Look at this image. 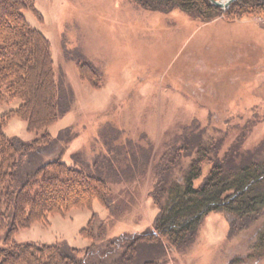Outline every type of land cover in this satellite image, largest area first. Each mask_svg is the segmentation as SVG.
Masks as SVG:
<instances>
[{"label": "rangeland", "instance_id": "374dc122", "mask_svg": "<svg viewBox=\"0 0 264 264\" xmlns=\"http://www.w3.org/2000/svg\"><path fill=\"white\" fill-rule=\"evenodd\" d=\"M34 7L36 13L23 15L51 44L59 120L30 132L14 118L4 134L26 145L41 142L23 157L22 176L60 162L104 180L110 208L95 201L91 209L51 216L20 230L15 244L59 245L82 258L93 245L82 232L94 219L105 226L106 239L153 230L160 211L149 197L154 168L176 137L181 146V136L199 124L205 137L216 138L217 130L222 134L250 120L261 123L252 127L248 143L258 146L264 139V14L229 18L228 9H221L222 16L204 23L179 9L149 11L133 0H34ZM83 65L97 75L85 69L83 78ZM19 103L0 104V115ZM194 157L184 155L174 176ZM208 173L206 166L196 189ZM230 232V217L212 213L191 249L152 256L143 247L141 263L264 264L253 257L245 261L248 247L264 232V215ZM6 235H0V248Z\"/></svg>", "mask_w": 264, "mask_h": 264}, {"label": "trees", "instance_id": "16d2710c", "mask_svg": "<svg viewBox=\"0 0 264 264\" xmlns=\"http://www.w3.org/2000/svg\"><path fill=\"white\" fill-rule=\"evenodd\" d=\"M133 1L149 11L179 9L204 23L224 13L209 0ZM25 10L36 13L34 0H0V104L20 100L17 110L0 115V235L7 234L6 247L0 248V264H142V251L138 250L143 247L152 256H160L165 249L175 254L191 249L204 219L212 213L225 212L230 217L231 235L264 215V139L258 146L248 143L252 127L261 121L248 120L222 134L217 130L216 138L205 137V129L197 124V129L181 136V146L176 145L178 137L174 139L154 168L155 183L149 197L160 211L153 230L106 239L105 226H97L94 219L82 232L93 241L82 258L59 245L15 244L14 236L20 230L47 222L51 216L91 209L95 201L110 208V190L104 180L60 162H52L35 174L22 176L20 172L23 157L38 151L41 142L26 145L10 140L4 134L9 121L21 119L30 132H39L59 120L51 44L28 25ZM245 13L264 14V1L237 0L225 15L230 18ZM85 69L97 75L92 66L83 65V78ZM191 153L195 157L188 168L175 177L178 162ZM206 166L209 173L196 189L195 181L203 176ZM247 251L245 261L264 259V232Z\"/></svg>", "mask_w": 264, "mask_h": 264}, {"label": "water", "instance_id": "95a60500", "mask_svg": "<svg viewBox=\"0 0 264 264\" xmlns=\"http://www.w3.org/2000/svg\"><path fill=\"white\" fill-rule=\"evenodd\" d=\"M214 6L222 9L227 10L230 8L231 4L234 3L237 0H221V1H215V0H209ZM264 1V0H262Z\"/></svg>", "mask_w": 264, "mask_h": 264}]
</instances>
